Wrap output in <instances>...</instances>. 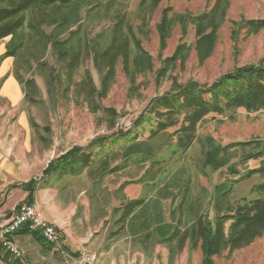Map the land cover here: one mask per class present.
I'll use <instances>...</instances> for the list:
<instances>
[{"label":"rangeland","instance_id":"1","mask_svg":"<svg viewBox=\"0 0 264 264\" xmlns=\"http://www.w3.org/2000/svg\"><path fill=\"white\" fill-rule=\"evenodd\" d=\"M125 1L134 12L140 0ZM216 1L162 0L142 39L143 48L152 57L151 65L146 71L137 73L133 80L120 59L111 83L103 93H98L102 87L101 74L92 61L83 63L71 81L67 79L63 64L53 56L46 58L47 71L34 63L22 65V68H17L15 63L12 68L11 73L22 86L23 96L29 92L19 107H23L32 120L34 143L48 147L53 159L74 147L89 148L92 152L93 162L80 172L45 176L41 180L42 171L35 179L37 189L44 186L53 188L57 194V207L68 209L65 220L56 223L41 215V212L47 215L41 198L37 201L39 208L34 204L39 215L57 227L61 243L69 254L64 255L57 246H51L66 258V264H87L83 261L86 255L94 256L92 264H204L200 243L193 246L187 240L180 247L178 241L164 243L157 234L149 237L146 234L155 223L162 221L186 229L192 218H197L191 217L188 209L191 204L198 207L195 214H208L210 218L216 216L210 199L215 184L225 173L209 169L207 175L202 172L199 167L203 155L202 140L211 136L226 145L257 137L264 139V111L250 112L240 108L224 114H210L199 123L196 138L186 150L175 145L181 123L156 135L152 132L156 129L155 123L148 121L137 128L134 124L143 112L148 115L146 108L154 98L177 90L178 86L191 81L212 84L236 68L264 64V0H231L212 54L204 61L200 60L196 49L197 27L191 18L209 12ZM164 11L169 17L183 16L187 20L186 31L183 23L175 24L165 46L158 31ZM135 22L139 24L141 20L135 18ZM255 24H262V27L253 29ZM9 40L10 36L0 44ZM183 45L186 51L181 53L184 55L181 57L179 53L177 56L179 46ZM88 70L94 77L98 92L86 93L77 89L76 82L81 81ZM51 72L56 77L53 85L48 79ZM19 73L25 79L33 78L35 87H26ZM2 96L0 93V98ZM128 130H133L134 134L138 131L137 141L146 139L154 143L159 149L158 158L152 161L134 157L129 161L115 159L116 153L113 152L131 142L122 135ZM100 137L121 139L118 142L109 139L102 149L97 145L91 146ZM111 153L113 155L109 156ZM102 162L106 167H102ZM259 164L260 160H251L246 167L254 168ZM174 178L178 179L175 186L172 184ZM263 181L264 178L255 175L237 183L235 199L249 196L254 185ZM187 184L188 194L184 199ZM137 199H143L145 214L141 208L135 209L137 218L133 219L132 225L127 219L119 222L128 204ZM72 213L75 215L70 217L68 214ZM144 221L148 227L142 228ZM230 223L226 224L227 228ZM66 239L78 246L77 252L67 250L64 245ZM213 264H264V233L244 248L215 255Z\"/></svg>","mask_w":264,"mask_h":264},{"label":"trees","instance_id":"2","mask_svg":"<svg viewBox=\"0 0 264 264\" xmlns=\"http://www.w3.org/2000/svg\"><path fill=\"white\" fill-rule=\"evenodd\" d=\"M161 1L140 0L133 12L125 0H0V42L10 36L0 60L13 57L17 68L34 63L47 71L46 58L53 56L59 64H63L68 81L73 79L83 63L92 61L101 74V90L98 92L89 70L81 81L76 82L77 89L86 93H103L109 87L120 59L133 80L137 73L146 71L151 65L152 57L143 48L142 39ZM230 3L231 0H217L209 12L191 18L197 27L196 49L201 61L212 54L218 40V30L225 21ZM135 18L140 19L141 23L137 24ZM184 18L169 17L168 12L164 11L158 24L163 46L177 22L183 23L186 31L187 20ZM260 27L262 24H255L253 29ZM184 50V45L179 46L177 56ZM180 55L182 57L184 54ZM19 77L26 87H35L33 78L25 79L21 73ZM48 79L49 84L53 85L55 74L51 72ZM28 95L29 92H26L25 97ZM240 108L250 112L264 111V64L236 68L212 84L202 85L191 81L178 86L177 90L154 98L146 108L148 115L143 112L134 126L141 127L151 121L156 124V129L152 131L156 135L181 123L175 145L186 150L196 138L199 123L208 115L224 114ZM136 134L138 131L134 134L133 130L122 133L131 142L118 152H113L116 153L115 159L129 161L134 157L152 161L158 158L159 149L154 143L146 139L137 141ZM109 139L118 142L121 138L100 137L91 146L97 145L102 149ZM202 148L199 164L202 172L207 175L209 169L225 173L215 184L210 199L216 216L210 218L208 214H195L198 207L191 204L188 206L191 217L197 218H192L186 229L162 221L155 223L146 237L155 233L160 241L170 243L175 240L180 247L187 240L193 246L200 243L204 264H213L215 255L244 248L264 233V181L254 185L249 196L239 199L234 197L237 183L255 175L264 178V139L257 137L224 145L206 136L202 140ZM91 153L89 148L74 147L53 159L44 170V176L80 172L93 162ZM251 160H260L259 166L246 167ZM104 162L102 167H106ZM177 181L174 178L172 184L175 186ZM36 185L35 179L23 184L28 191L26 201L29 204L34 202ZM187 194L188 184L184 188V199ZM142 202L143 199L131 201L118 221L127 219L132 225L133 219L137 218L135 209L141 208L142 214H145ZM183 204L184 201L180 203L181 206ZM228 222L231 223L227 228ZM144 227H148L146 221L143 222ZM23 229L29 231L28 226ZM31 233L45 241L37 230L31 229Z\"/></svg>","mask_w":264,"mask_h":264},{"label":"crops","instance_id":"3","mask_svg":"<svg viewBox=\"0 0 264 264\" xmlns=\"http://www.w3.org/2000/svg\"><path fill=\"white\" fill-rule=\"evenodd\" d=\"M5 50L6 43H1L0 56ZM14 65L15 59L8 57L0 67V93L4 95L0 98V215L9 217L20 203L26 202L28 191L23 184L44 172L54 156L49 153L48 147L33 141L32 120L28 112L20 108L26 98L22 86L11 73ZM43 172L41 180L45 177ZM54 192L49 186L36 188L33 204L39 208L37 201L41 198L47 213L44 216L41 212V215L50 222L61 223L68 209L57 207V194ZM68 215L72 217L75 213ZM13 240L25 251L24 259L17 260L0 248V264H66V258L55 247L33 235L31 228L29 231L20 230ZM64 245L70 252H77L78 246L69 239Z\"/></svg>","mask_w":264,"mask_h":264},{"label":"built area","instance_id":"4","mask_svg":"<svg viewBox=\"0 0 264 264\" xmlns=\"http://www.w3.org/2000/svg\"><path fill=\"white\" fill-rule=\"evenodd\" d=\"M25 226L40 232L48 244L57 246L64 255L69 254L61 243L57 227L45 221L37 212L34 204L26 203L14 209L10 217L4 214L0 215V246L15 259H24V251L13 240V237ZM83 261L92 264L94 256L86 255Z\"/></svg>","mask_w":264,"mask_h":264}]
</instances>
